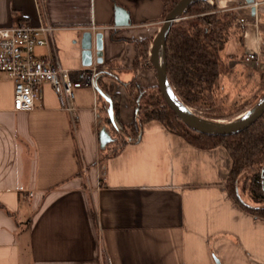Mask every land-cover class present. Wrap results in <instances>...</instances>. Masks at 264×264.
<instances>
[{
	"label": "crops",
	"instance_id": "1",
	"mask_svg": "<svg viewBox=\"0 0 264 264\" xmlns=\"http://www.w3.org/2000/svg\"><path fill=\"white\" fill-rule=\"evenodd\" d=\"M211 2L246 19L221 53L231 69L223 85L243 69L264 70V0ZM165 8L163 0H0V28L55 29L54 43L36 51L56 56L70 79L97 68L92 84L73 90L72 113L50 85L34 110L14 111L13 83L0 73V264H264V218L228 189L224 148L201 150L153 121L138 143L100 161L113 137L98 71L110 74L130 125L131 83L158 86L147 61ZM85 32L103 35L101 67L95 42L85 64ZM250 52L257 63L245 59Z\"/></svg>",
	"mask_w": 264,
	"mask_h": 264
},
{
	"label": "trees",
	"instance_id": "2",
	"mask_svg": "<svg viewBox=\"0 0 264 264\" xmlns=\"http://www.w3.org/2000/svg\"><path fill=\"white\" fill-rule=\"evenodd\" d=\"M178 1L163 0L166 5L164 18ZM182 17L185 19L172 25L166 41L167 76L170 84L181 102L201 118L229 120L242 110V106H235L226 111L215 104V95L222 78L231 71L222 59L221 53L229 38L228 30L237 17L229 11H220L216 4L211 5L210 2L203 1L195 2L188 7ZM138 48L139 56L145 57L149 52V43L139 42ZM102 65L100 63L99 67ZM258 72L260 74L258 87L261 88L260 91H264V70ZM109 75L100 69L96 77L98 90L106 98L103 102L105 121L113 137L105 156H102L100 161L116 157L127 145L138 143L143 136L145 124L160 122L168 132L177 134L201 150L224 148L232 160L227 180L228 189L246 211L264 218V207L246 203L238 188V179L248 178L250 185L247 190H250L251 197L264 202L261 188L264 171V114L256 123L236 135L201 134L187 127L178 118L166 103L159 86L142 89L138 83L132 82L130 104L135 109V116L130 125H125L120 118V96L113 92V86L105 80ZM256 96L258 95L254 97ZM262 98L264 92L259 95L255 104H259ZM202 103L207 107H201ZM199 112L203 114L200 115Z\"/></svg>",
	"mask_w": 264,
	"mask_h": 264
},
{
	"label": "built area",
	"instance_id": "3",
	"mask_svg": "<svg viewBox=\"0 0 264 264\" xmlns=\"http://www.w3.org/2000/svg\"><path fill=\"white\" fill-rule=\"evenodd\" d=\"M237 23L243 25L246 19L242 17ZM54 30L50 25L35 27L29 24L0 28V73L6 74L13 83L14 111L34 110L38 103L42 104L45 88L50 85L56 94L65 97V107L72 113L73 90L92 84L96 67L82 72V80L73 81L69 78V71L51 52L42 56L37 54L38 47L49 48L54 43ZM245 59L258 62L255 52H250Z\"/></svg>",
	"mask_w": 264,
	"mask_h": 264
},
{
	"label": "water",
	"instance_id": "4",
	"mask_svg": "<svg viewBox=\"0 0 264 264\" xmlns=\"http://www.w3.org/2000/svg\"><path fill=\"white\" fill-rule=\"evenodd\" d=\"M210 2L212 0H179L177 4L172 8L170 13L165 17L161 28L157 32L158 34L152 42V48L150 52V62L156 71L158 78V86L161 90L166 103L176 113L182 122L195 132L204 133L211 136H231L236 135L246 128L256 123L260 117L264 114V98L259 101L255 107H253L245 116L242 118L232 120L231 122H224L221 120H209L204 117L198 116L188 106L183 104L178 98L175 90H173L169 76H167V47L166 41L170 34L172 25L180 21L185 11L193 5L195 2ZM253 4V2H250ZM95 42V49L97 50V62H102L103 56V35L99 33L96 38L90 32L84 33L82 42V48L85 51L84 57L86 59V65H91V56L93 51V44ZM261 177V188L264 196V171Z\"/></svg>",
	"mask_w": 264,
	"mask_h": 264
},
{
	"label": "rangeland",
	"instance_id": "5",
	"mask_svg": "<svg viewBox=\"0 0 264 264\" xmlns=\"http://www.w3.org/2000/svg\"><path fill=\"white\" fill-rule=\"evenodd\" d=\"M213 4H215V3H213ZM213 4H211V5H213ZM182 19H185V18L182 17ZM236 24H237V19L233 23L232 27L228 30L229 36L232 33L231 29L233 27H235ZM237 30H238L237 31V39L242 38L243 30H241V27H238ZM247 71H248L247 69H243L240 73L241 75L230 76V78H229L230 80L228 81V83L225 82V84H224V85H227L231 81L233 84V87L230 89L229 88H223L224 85H223V81L221 80L220 86L218 87V92L215 95V104L218 107H220L226 111L231 110L235 106H239V105L242 106V110L238 114L232 116L231 119H229V120H223L224 122H231L232 120H236V119H239V118H242L243 116H245V114H247L253 107H255V105H256L255 103H257V102H255V101H257L256 99H258L259 95H261L262 92H264V91H260L261 88L258 87L259 86L258 82H259V78H260L259 72L258 71H253V72L249 71V73H247ZM151 88H153V87H151ZM255 95H258V96L254 97ZM201 107L206 108L207 105L202 103ZM199 114L202 115L203 113L199 112ZM238 180H239L238 181V188L242 192L243 199L247 203L252 204L253 206H256V207L259 206L260 208L264 207V202L261 201L260 199H255V198L251 197L250 190L249 189L247 190V188L250 185L249 179L242 177L241 179H238Z\"/></svg>",
	"mask_w": 264,
	"mask_h": 264
}]
</instances>
